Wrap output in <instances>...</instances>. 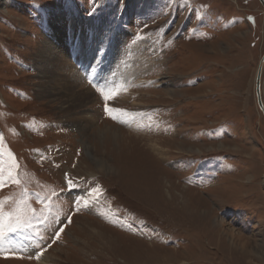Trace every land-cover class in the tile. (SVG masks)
Returning a JSON list of instances; mask_svg holds the SVG:
<instances>
[{
	"label": "rangeland",
	"instance_id": "obj_1",
	"mask_svg": "<svg viewBox=\"0 0 264 264\" xmlns=\"http://www.w3.org/2000/svg\"><path fill=\"white\" fill-rule=\"evenodd\" d=\"M52 17L93 19L143 74L76 69L90 102L61 112L40 86ZM263 55L258 0H0V264H264Z\"/></svg>",
	"mask_w": 264,
	"mask_h": 264
},
{
	"label": "bare ground",
	"instance_id": "obj_2",
	"mask_svg": "<svg viewBox=\"0 0 264 264\" xmlns=\"http://www.w3.org/2000/svg\"><path fill=\"white\" fill-rule=\"evenodd\" d=\"M73 18L77 20L76 17ZM68 21L69 20L67 19V17L65 20L61 19L60 21H58L56 17H52V22H51L52 26L50 27L51 38L46 43L38 59L39 66L41 68L40 72L43 75L42 76L43 81L40 84L41 88H43V93L46 95V97H49L53 101H57L60 103L59 109L61 112L65 110L68 111L70 109L75 110L76 107L84 106L85 104H88V102H90L89 99L91 98L92 93L90 90L86 91L81 89L82 87L81 80L77 78L78 80L76 81L74 77L77 71L76 69L87 70L88 72L87 75L89 76V78L92 79L93 83L95 82L96 85L98 84L99 86H103V87H110L111 85H113V83L115 84L118 81L119 82L128 81L131 77L134 78L141 77L143 73H141L138 67L135 68L137 61L134 62L133 60L142 59L145 56H143L142 53H138V50H136V48H133L132 50L134 56L132 54L133 58L131 57L130 60H128L129 61L127 63L128 68H126L125 71H123V68H119L118 66H116V55H115L114 44L112 38H110L109 35L107 36L105 34L104 27H101V25L100 27H96L95 24L92 23L93 19L91 20L89 19V21L87 22L80 20L79 23L76 24L75 26L66 25ZM53 25H61L62 27L53 29ZM146 42L147 41H145L144 43L146 44ZM64 47L66 48V50H64ZM61 48H62V52L63 50L65 51L67 60L63 57L60 51ZM165 62H167V60L163 61V66L162 63H160V65L164 67ZM76 63H78L77 68L74 67ZM263 73H264V67L262 71V77H263ZM146 74L147 73H145V75ZM78 83H80L81 86H79ZM121 84L122 83H117L116 85H121ZM167 93L173 95L174 92H167ZM262 104L264 106L263 99H262ZM82 115H83L82 118L76 117L74 119H71L70 118L71 114L70 115L67 114L68 119L72 124L76 123L78 125L81 124L88 125L92 122L91 121L92 115L90 113L84 114V112H82L81 116ZM100 130L101 133L106 131L102 129ZM117 136L118 134H114L113 136L114 139H116ZM150 147L152 149V152L155 151V153H157L159 150L156 148L155 145ZM101 166L103 165L101 164ZM15 207L18 208L17 206ZM17 213L18 212H16L15 214ZM219 224H223V222L219 221ZM61 237H62V233H61ZM28 244H29V250L32 252V255H35L36 248H33L30 242H28ZM54 251L55 249L53 250L50 249L49 251H46L40 256L39 260H36V263L48 264L53 259Z\"/></svg>",
	"mask_w": 264,
	"mask_h": 264
},
{
	"label": "water",
	"instance_id": "obj_3",
	"mask_svg": "<svg viewBox=\"0 0 264 264\" xmlns=\"http://www.w3.org/2000/svg\"><path fill=\"white\" fill-rule=\"evenodd\" d=\"M258 2L260 3L262 9L264 10V0H258ZM263 67H264V55L259 62L258 69L255 75V95H256L257 105L264 117V109H263L264 106L262 104V97H261V80H262Z\"/></svg>",
	"mask_w": 264,
	"mask_h": 264
},
{
	"label": "snow or ice",
	"instance_id": "obj_4",
	"mask_svg": "<svg viewBox=\"0 0 264 264\" xmlns=\"http://www.w3.org/2000/svg\"><path fill=\"white\" fill-rule=\"evenodd\" d=\"M116 94H118V93H108V94H106L104 91H101V92H100V95H101L102 97L105 98V102H107V100H108L109 98L113 97V96L116 95ZM105 112H106V113H109V112H111V109H108V108L106 107V108H105ZM121 115H126V114L121 113ZM109 118H111V119H115L114 116H109ZM97 191H99V190H97ZM92 195H95V193H93ZM21 227H22V226H21ZM16 230H17V229H15V228L10 229V231H16ZM7 235H8L7 232L0 231V247L3 246V242L5 241ZM58 238H59V237L57 236V239H58ZM42 254H43V253H40L39 255H37V256H36V259L39 260L40 255H42ZM4 258H9V257L5 256ZM12 258H19V257L17 256V257H12Z\"/></svg>",
	"mask_w": 264,
	"mask_h": 264
}]
</instances>
